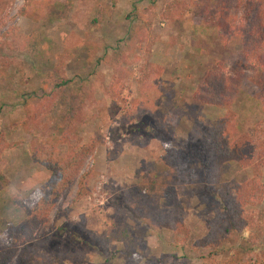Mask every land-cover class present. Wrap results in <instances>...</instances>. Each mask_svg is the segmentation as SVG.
Masks as SVG:
<instances>
[{"label":"rangeland","instance_id":"1","mask_svg":"<svg viewBox=\"0 0 264 264\" xmlns=\"http://www.w3.org/2000/svg\"><path fill=\"white\" fill-rule=\"evenodd\" d=\"M214 4V0H0L4 144L0 174L8 181L0 192V250H16L12 263L22 259L27 264H213L212 249L204 248V241L221 237L230 228L221 197L234 195L236 185L246 186L262 172L264 192L262 161L249 164L239 159L243 152L234 159L215 155L207 172L200 161L185 155L169 186L175 194L159 199L157 215L181 220L188 237L173 230L176 221L160 226L136 193L145 175L161 180L169 171L163 162L169 148L182 152L201 142L207 150L210 133L220 123L229 121L230 129L253 138L264 153L260 97L264 75L247 68L241 39L225 42L220 36ZM25 9L37 17L24 14ZM53 11L67 16L41 20L42 14ZM31 35L38 45L23 46ZM60 61L71 87L83 88L87 95L70 134L94 149L73 188L44 224L31 231L23 226L27 213L20 203L34 208L51 175L31 160L32 129L39 117L46 119L49 105L42 88L47 73ZM211 71L231 77L242 71V87L228 110L194 100ZM37 114L41 115L34 117ZM62 127L69 131L67 123ZM81 178L86 190L78 198ZM129 207L142 220L132 219ZM245 213L246 227L239 236L226 235L221 242L225 253L214 259L217 264L231 261L238 248L244 255L237 264H264V196ZM112 231L124 240H112ZM251 237L244 248V240Z\"/></svg>","mask_w":264,"mask_h":264},{"label":"trees","instance_id":"2","mask_svg":"<svg viewBox=\"0 0 264 264\" xmlns=\"http://www.w3.org/2000/svg\"><path fill=\"white\" fill-rule=\"evenodd\" d=\"M214 2V5L218 8L214 12V16H217L220 36L224 38L225 42H229L233 38L241 39V55L248 66L246 67L256 72L258 76L264 75V0H235L236 5H234L233 0H214ZM23 12L24 14L29 12L31 16L37 17L35 12L33 11L34 15H32L29 9L28 11L25 9ZM233 12L236 13L235 18L232 17ZM107 14L110 15L111 11H108ZM44 15H41V17L43 16L42 21H55L62 20L67 16V13L53 11L48 16ZM96 22L94 21V23ZM26 45L29 48L38 45L37 37L35 35L27 37L23 46ZM93 53L94 51L91 49L90 54L92 57ZM118 56L120 57L121 55ZM59 63L47 73V81L43 84L42 88L43 99L49 105L48 114L46 112L44 114L46 119L42 120L39 117L41 114L34 116L39 117V121L36 122L32 129V139L35 146L30 150L31 160L45 168L51 175L49 181L40 191L42 197L34 208L30 209L23 203H20L27 213V221L23 226L25 229L31 231L44 224L46 217L51 213L58 201L73 188L87 157L94 149L93 145H83L81 139L70 134L73 123L83 113L87 102V95L83 93V88L76 89L71 87L70 80L65 76V65L62 61ZM242 78V71L232 77L224 72L211 71L198 86L194 100L202 105L228 110L236 101L237 94L242 87ZM260 97L264 102V88L261 90ZM49 115H53L52 118ZM63 123H67L69 131L66 132L63 129ZM229 124L230 122L228 121L220 123L215 127L210 133V142L206 148L207 150H205V144L201 142L191 145L189 149L182 152L169 148L163 160L169 171L162 176L161 180H158L154 174L143 177V184L140 185V190L136 193V197H141L140 202L146 204L142 205L143 208L146 206L150 207L151 216L157 217L160 226L166 228L169 227L166 223L172 224L171 222L176 221L178 225L174 226L173 230H180L181 233H184L188 237L189 230L181 220H172L173 217L168 215L161 219L157 215L159 199L163 198V196L175 194L173 186H169L174 184L175 176L180 171L182 160L186 154L189 158H196V160L200 161L201 166L208 172L211 170L210 164L213 156L234 159L237 158L239 152H243L242 157L239 159H243L249 164L262 161L263 168L259 170L260 172L263 171V148L259 147L257 141L253 138L236 134L233 131L234 129L232 130L228 127ZM36 125H38L37 128ZM56 133H58V137L55 136ZM155 133V131H152L153 135ZM247 144H250L248 148H244ZM3 145L1 141L0 153ZM62 151L65 152L63 153ZM262 175L263 172L256 175L246 186L236 185L234 195L224 193V197H221L225 214L224 219L228 221L230 228L221 237H211L204 241V248L209 247L212 249L210 259L213 264H217L214 259L221 257L225 253L224 248L221 247V242L226 239V235L235 234L239 236L246 227L244 221V217L247 215L245 208L255 204L256 201L262 199L264 196L263 187L261 186ZM7 185L8 181L4 175L0 174V192ZM85 190V178H81L77 197L82 198ZM175 208L180 210L178 204H176ZM127 212L132 219L142 220V216L135 209H132V207H129ZM165 220H169V222ZM19 230L21 233L24 232L22 228ZM63 231L66 232V227L63 228ZM115 234V231L111 232L110 237L113 235L112 240H124L122 236ZM122 234L125 237L127 236V234ZM251 241H253L252 237L249 240H244V248H247ZM235 250L231 261L225 264L239 263L241 260L240 256L244 255V253H242V249L240 248ZM15 256L16 250L14 248L0 250V264H14L12 261ZM128 260H130L129 257ZM160 263L157 261L156 264ZM16 264L27 263L25 260L20 259Z\"/></svg>","mask_w":264,"mask_h":264}]
</instances>
